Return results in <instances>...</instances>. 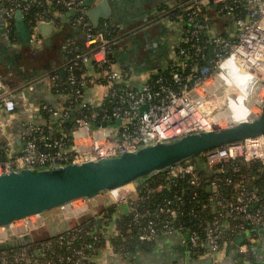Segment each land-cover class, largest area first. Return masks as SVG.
I'll return each instance as SVG.
<instances>
[{"label":"built area","instance_id":"1","mask_svg":"<svg viewBox=\"0 0 264 264\" xmlns=\"http://www.w3.org/2000/svg\"><path fill=\"white\" fill-rule=\"evenodd\" d=\"M1 1L6 4L10 17L21 11L28 18L35 6L40 7L35 18L29 19L31 23L47 16L52 4L76 9L75 24L86 32L87 49L77 50L75 60L65 67L66 82L72 86L68 92L69 104L63 108L43 105L52 117L74 119L78 116L71 131L29 122L25 126L21 152L16 153L0 142V174L118 156L145 144L212 130L242 117L255 118L262 112L264 0H179L174 8L177 12L168 16L177 24L179 32L169 77L157 73V77L154 78V74L138 86L132 85V70L120 68L110 56L123 35L110 36L114 32L107 30L108 24L103 25V29H95L87 17L88 8L83 0ZM211 4L216 6L218 14L231 19L229 33L217 32L211 18L204 14ZM91 61L104 71L108 87L105 98L98 101L87 97V81L75 72L82 69L83 63ZM61 75L56 72L50 78L60 82ZM2 100L7 112L16 110L13 98L4 96ZM116 120L121 123L102 125L104 121ZM94 121H98L96 126L92 125ZM201 155L202 164L191 159L177 163L163 172V180L148 190V194L155 196L164 190L171 191L179 185V180H185L193 188L195 199L199 197L197 190L207 186L211 191L209 199L199 198L198 207L188 212L194 226L178 221L185 212L182 205L187 203L185 189L179 188L172 198L165 197L154 212L137 209L145 197L140 195L138 186L147 179L135 182L137 186L131 196L120 190L133 183L108 191L110 204L116 206L118 216L122 202L128 203L129 212H134L133 224L139 243H149L161 234L178 232L185 236L184 241L192 251H204L208 244L211 252L218 253L240 234L247 240L249 227L258 230L264 226V134L230 142ZM95 198L82 199L85 204L77 209L73 205L75 201L60 208L67 211L66 208L73 205L67 215L63 212L65 217L81 216L94 208L97 214L93 217L96 218L100 202ZM206 209L213 212L207 220L201 217ZM45 224L42 214H36L14 221L9 230L22 236ZM256 230L252 235L256 236ZM85 235L93 242L86 241ZM118 235L117 227L111 233L108 226L85 227L77 223L39 242L35 251L26 245L12 249L8 256L1 252L0 264H57L62 261L89 264L94 261L90 251L116 252L125 257L128 254L117 251L114 245ZM7 237V228L0 226V242ZM55 247H65L70 253H58L55 259L43 261L37 258L44 257L43 252ZM239 249L248 252L247 242Z\"/></svg>","mask_w":264,"mask_h":264},{"label":"crops","instance_id":"2","mask_svg":"<svg viewBox=\"0 0 264 264\" xmlns=\"http://www.w3.org/2000/svg\"><path fill=\"white\" fill-rule=\"evenodd\" d=\"M83 1L89 10L88 0ZM178 1L109 0L110 18L101 20L97 28L87 10V17L95 29L111 24L123 35L113 56L120 68L132 70L133 86L171 67L179 32L177 24L168 16ZM49 8L52 15L41 17L35 23L22 14L26 22L24 37L30 34L26 43L18 25L22 18L17 12L10 17L6 4L0 0V88L5 89L0 93V142L16 153L23 149V134L29 122L48 123L43 114L44 104L56 108L69 104L68 93L60 91L58 83L53 82L50 75L60 72L62 79H66L65 67L70 62L72 51L84 52L87 49L86 32L82 26L75 24L76 9L55 4ZM206 10L217 32L229 33L232 30L229 21L216 12L214 4ZM81 76L87 81L85 89L89 99L98 101L105 98L108 87L104 71L91 61L82 64ZM4 96L13 98L17 103L14 112L5 109ZM106 198L110 201L109 197ZM106 198L99 199L100 205L109 203ZM129 210L128 203H120V214H127ZM48 213L46 223L50 217L57 216L51 210ZM115 228L111 225L108 231L114 233ZM255 230H248L247 240L244 235H238L237 238L244 236V239L239 242L236 238L218 253L211 252L208 244L204 251L194 252L184 241L185 236L175 232L161 234L147 246L137 248L125 257L116 252H98L92 258L98 264H264V226L256 230V236L252 235ZM244 242L249 248L246 253L239 249Z\"/></svg>","mask_w":264,"mask_h":264},{"label":"water","instance_id":"3","mask_svg":"<svg viewBox=\"0 0 264 264\" xmlns=\"http://www.w3.org/2000/svg\"><path fill=\"white\" fill-rule=\"evenodd\" d=\"M213 1V0H212ZM88 16L97 28L101 20L110 18L109 0H88ZM22 18V12L17 11ZM23 41L28 43L30 34L25 35L26 22H19ZM5 89L0 88V93ZM120 120L104 121L103 126L119 125ZM264 134V102L262 112L255 118L236 120L228 125L190 133L170 140L145 144L135 151L89 160L68 163L52 168L24 169L0 174V226L8 230V237L0 246L15 248L34 239L51 238L61 234L77 223H83L97 210L67 219L52 216L44 226L32 233L18 236L12 234L9 225L14 221L45 214L79 199L97 197L130 183L149 179L161 174L171 166L204 154L224 144ZM47 220V218H46ZM244 236L237 238L241 242Z\"/></svg>","mask_w":264,"mask_h":264},{"label":"trees","instance_id":"4","mask_svg":"<svg viewBox=\"0 0 264 264\" xmlns=\"http://www.w3.org/2000/svg\"><path fill=\"white\" fill-rule=\"evenodd\" d=\"M49 8V7H48ZM40 10V7L35 6L27 19H34L35 18V14L36 12ZM175 12H177V10L171 9L170 10V14H174ZM204 14L207 15V10H204ZM52 15L51 9L49 8V13H48V17H50ZM224 16V15H222ZM227 21L230 22V18L227 16H224ZM108 28L107 30H112L114 33H111L110 36H114L115 34H120L119 31H117L118 29L113 27L111 24H108ZM104 26L98 28V29H103ZM111 31V32H112ZM115 51V50H114ZM114 51L112 54H110V56H112V60L115 61V57L114 55ZM75 52L72 51V54H70V59L69 61L72 62L75 59ZM97 67V65H96ZM171 67L169 69H166L164 71H160V75H163L164 77H169V73H170ZM76 74L78 77H81L82 75V69H76L75 70ZM62 77V75H61ZM154 78L157 77V75L155 74L153 76ZM67 79H62L60 82H56L58 83V89L60 91L63 92H71V88L72 86L66 82ZM88 112V111H86ZM44 116L48 119V123L46 124L47 127H54L55 130L57 129H61L64 131H68L70 132L72 127L75 124V120L78 116H75L74 119H66V118H54L51 116V114L48 111H43ZM98 123V121H94L92 122L93 126H96ZM56 136L59 135V132L55 133ZM203 156L199 155L193 158H190L192 161L195 162H199V164L203 163ZM165 173H161L158 175H155L149 179L146 180V182L140 183L138 186V190L140 191V195L145 196L144 199H142L140 201V203L138 204V211L140 212H145L147 209L151 210V212L155 211V208L157 207V205L163 201V199L165 197L167 198H172L174 193L179 189H185L186 191V205H182V208L185 210L183 215L179 216L178 221L185 223L186 225H190V226H194L195 222L192 220V218L189 216L188 212L192 209V208H197L199 205V198L200 200H204L207 201L211 195V191L208 190L207 186H203L201 188H199L197 191L199 192V197L193 199V192L192 189L185 180H179L178 181V186H174L173 189L171 191L169 190H164L160 193L155 194V196H152V194H148V190L150 188H152L153 186H156L160 181L163 180V176ZM174 183H176L177 181H174ZM173 183V184H174ZM107 203L106 205H99L98 206V217H90L87 220H85L83 223H81L82 225H84L85 227L88 226H98V227H102V226H111V225H115L117 227V229L120 230V235H118L117 237H115L114 240V245L117 249V251H122V253L124 254H129L132 251L136 250L137 248L140 247H145L147 246L148 242H143V243H139L136 239L137 236V230L133 224L134 221V212H129L127 214H121L120 216H118V212H117V208L115 205ZM213 216V212L210 211L209 209L204 210L201 213V217L204 218L205 220L210 219ZM251 231V227L248 228ZM46 239L49 238H38V239H34L32 241H28L26 243H24L21 246L15 247V248H19L22 246H26V245H30L31 250L35 251L36 248L39 245V242L44 241ZM85 239L86 241H88L89 243H92L93 241L91 240V238L89 236L85 235ZM82 241V240H81ZM81 241L78 243L80 244ZM150 243V242H149ZM101 244L97 245L100 246ZM15 248H9V247H5L4 245L0 246V253L1 252H6L7 256L9 254H11V250L15 249ZM205 248V246H204ZM55 251V252H52ZM61 251V252H60ZM44 253V257L42 256H38L37 258L40 259L41 261L43 260H48V259H55L56 254L58 253H64V254H69V250H67L65 247H55L54 250H49ZM120 253V252H118ZM34 254H36L34 252ZM90 255L94 256L97 255L98 252H94V251H90L89 252ZM57 264H74L73 262H68V261H62V262H58ZM89 264H96L95 261L89 263Z\"/></svg>","mask_w":264,"mask_h":264},{"label":"rangeland","instance_id":"5","mask_svg":"<svg viewBox=\"0 0 264 264\" xmlns=\"http://www.w3.org/2000/svg\"><path fill=\"white\" fill-rule=\"evenodd\" d=\"M225 125H228V123H225L224 126H225ZM136 186H137V183L130 184V185H128L127 187L122 188V189L120 190V192L123 193V194L126 193V194H128V195L131 196V195L134 194ZM106 197H109V193H108V192H103L102 194L98 195V197L95 198V199L99 201V199H101V198H106ZM105 201H108V199L106 198ZM88 202H89V205H90L91 202H90V201H88ZM108 202H109V201H108ZM74 204H75L76 206H80V205H82V204H85V201L82 200V199H79V200H77L76 202H74ZM72 208H73V205H70V206H68V207L66 208V210H67V211H70ZM51 211H52V212H56L57 216H59V217H63V218H65V219L69 218V217H65L64 214H63V212H64V213L67 215L68 212L65 211V210H62V209L59 208V207H58V208H54V209H52ZM48 214H49L48 212L45 213L44 215L42 214V217H43V218H46V216H47ZM35 218H36V217H34V219H35Z\"/></svg>","mask_w":264,"mask_h":264},{"label":"bare ground","instance_id":"6","mask_svg":"<svg viewBox=\"0 0 264 264\" xmlns=\"http://www.w3.org/2000/svg\"><path fill=\"white\" fill-rule=\"evenodd\" d=\"M244 119H246L245 117H242V118H239V119H236V120H244ZM114 192H116V191H114Z\"/></svg>","mask_w":264,"mask_h":264}]
</instances>
